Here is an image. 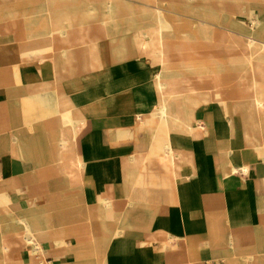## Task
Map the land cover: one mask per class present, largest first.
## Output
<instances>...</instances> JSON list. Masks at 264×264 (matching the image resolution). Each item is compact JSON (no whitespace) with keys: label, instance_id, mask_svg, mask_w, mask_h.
Here are the masks:
<instances>
[{"label":"crops","instance_id":"0c3cea01","mask_svg":"<svg viewBox=\"0 0 264 264\" xmlns=\"http://www.w3.org/2000/svg\"><path fill=\"white\" fill-rule=\"evenodd\" d=\"M32 1L33 9L16 15L8 9V18L0 19V264H264V253L251 252L264 236V159L243 156L238 147L219 149L207 111L202 117L210 128L191 110L182 115L176 108L181 99L194 108L207 104L198 86H176L178 78L165 77L173 31L160 25L158 57L154 49L149 57L150 39L140 29L154 28L152 10L158 9L167 22L188 18L194 29L206 23L252 38L262 23L252 18L250 25L257 10L232 12L225 24L222 16L202 17L199 0H115L119 8L106 7L107 0ZM186 1H193V13L185 11ZM71 6L85 20L56 25L57 12ZM32 28L36 35L27 40ZM244 42L240 62L248 65L250 42ZM210 54L219 56L212 47ZM263 69L261 57L254 71ZM255 96L214 92L210 100L223 103L237 121L235 111H249L235 110L239 104H253L264 116V93ZM153 112L169 128L197 130L157 132L150 141L139 124ZM261 123L264 144V117ZM25 125H34V133L26 134ZM70 125L76 136L61 137ZM148 128H158L157 122ZM44 129L53 148L41 146ZM171 154L175 177L159 163ZM79 159L82 168L73 164ZM241 166L247 170L233 173ZM44 192L60 194L49 200Z\"/></svg>","mask_w":264,"mask_h":264},{"label":"rangeland","instance_id":"374dc122","mask_svg":"<svg viewBox=\"0 0 264 264\" xmlns=\"http://www.w3.org/2000/svg\"><path fill=\"white\" fill-rule=\"evenodd\" d=\"M153 3H159L156 0H144ZM203 5L205 12L202 13V17L210 20H217L220 16L224 17L222 23L229 24L226 15L232 12L246 13L250 14L252 9L257 10L256 16H250V25L252 18H259L262 23L259 26H255L252 38H244L239 34H235L229 30L221 28H212L206 23H197V28H192V20L188 18H181L177 16H171L169 21L162 19L161 11L153 9L154 14V28H140L142 29L145 38L150 39L149 44H153V48L148 44V47L144 49V54L150 57L151 50L154 49V56L158 57L159 45L156 36V32L160 25L169 31L172 30L173 33L171 37L167 38L166 45L169 47L167 52V62L165 68V77H176L178 79L174 80L176 86H183L184 84L196 85L198 86L201 102H204L205 108L189 107L186 102L181 99L178 101L176 108L182 112L183 116H187L189 110L190 114H194L197 118L202 121H206L210 128L208 120H205L202 115L206 112V117L210 120V124L213 130L216 131L217 144L219 149L231 150L229 146L236 144L238 148L242 151L243 156L252 155L255 156L257 153L261 155L264 159V144L260 143V135L263 124L261 123V118L264 117L260 114L253 104L243 107V104L239 105L235 110H246L250 111H235L237 121H233L231 117L227 115L228 109L223 103L219 101L212 102V94L218 92L219 94L226 95L227 93H232L233 99H241L250 96L251 99L256 94L264 93V69L259 71H254V68H259V59L264 58V0H199ZM116 1L112 0L106 1L105 6L109 8H119L116 5ZM15 4L12 6H2L0 5V19L4 18V14L11 10V13L16 15L20 11H24L26 8L33 9V1L29 0L28 3ZM175 2H170L171 8H177ZM186 12L193 13V1H186ZM126 8V7H122ZM10 9V10H8ZM74 6H71L66 11L59 10L56 15V25L60 26L64 24H76L79 25L83 20H85V14L82 11L76 10ZM210 13L214 15H210ZM13 15V16H14ZM12 17V16H11ZM10 17V18H11ZM8 18V17H6ZM161 19L162 23L158 21ZM108 20H111L108 18ZM128 19L124 21V24H128ZM144 24V22H138V25ZM119 28H106V33H110ZM127 29V28H121ZM211 30V34L209 33ZM151 31V33H150ZM154 33V34H153ZM154 35V37L152 36ZM34 28L27 33L29 40L30 36L34 37ZM215 35V38H214ZM39 38V36H37ZM41 37L39 42L42 46L44 52L49 51L50 48L44 46V42ZM244 41H249L250 49L247 50L250 64L245 62H240V53L243 48H245L246 43ZM217 49L218 57H214L210 54V48ZM215 47V48H214ZM178 57L176 59L172 57ZM196 56V57H195ZM158 65V64H157ZM248 67L251 69V73H244L243 68ZM216 79L217 86L212 84L211 79ZM226 80L232 81L226 84ZM157 90V89H156ZM228 91V92H227ZM158 92L159 100L162 97L161 92ZM256 97V96H255ZM229 99V98H228ZM227 100V98L225 99ZM224 100V101H225ZM229 101V100H227ZM229 119L228 126L224 124V118ZM214 118V122L212 121ZM245 118V119H244ZM157 122L158 128L155 129H144L151 122ZM58 124V123H57ZM154 124V123H153ZM140 127L150 134L149 139L152 141L156 139L157 132L164 133L165 137L169 135V124L162 121L159 118V113L153 112L149 117L140 121ZM26 134L34 133V125H25ZM191 129L189 132L191 133ZM237 131V132H236ZM154 132V133H153ZM236 132V133H235ZM236 134L238 137H236ZM242 139V140H241ZM41 146L43 148H53L54 145L51 143V131L43 130L40 137ZM155 141V140H154ZM232 141V142H231ZM156 142V141H155ZM155 145H157L155 143ZM40 147V145H39ZM45 163L50 165L57 164L56 161L49 160ZM233 173L240 172L232 168ZM60 193H50L44 192L42 194L46 195L50 200L55 198ZM78 198H76L77 200ZM72 200V199H71ZM75 200V198H73ZM41 250V249H37ZM251 252L262 255L264 253V236H262L255 247L251 248ZM253 256V255H252ZM251 256V257H252ZM42 261L45 263L44 258Z\"/></svg>","mask_w":264,"mask_h":264},{"label":"bare ground","instance_id":"6f19581e","mask_svg":"<svg viewBox=\"0 0 264 264\" xmlns=\"http://www.w3.org/2000/svg\"><path fill=\"white\" fill-rule=\"evenodd\" d=\"M253 24H255L256 23V21L254 20L253 22H252ZM151 33V32H150ZM160 33V32H159ZM91 51V50H90ZM89 51V52H90ZM95 56V53H92V55H90V57H94ZM173 79V78H172ZM212 80V84H218V83H216V79L214 78H212L211 79ZM163 83V82H162ZM164 88V87H163ZM261 99V98H260ZM254 101V100H253ZM242 102H244V101H242ZM247 102V101H246ZM249 103H252V102H249ZM197 104H198V102H197ZM196 105V104H195ZM240 105V104H239ZM250 111V110H249ZM165 114V113H164ZM163 114V115H164ZM62 116V115H61ZM67 119V118H66ZM245 119V118H244ZM176 121V120H175ZM43 122V121H42ZM45 127H47V126H45ZM77 128L74 126V128H72V125H70L69 126V128H65V129H63L62 130V134H61V137H65V136H69L70 137V135H71V133L72 134H74V136H76V133H77ZM171 132H180V133H184V134H189L190 132H188V131H184V130H182V129H180V128H174V129H172L171 131H170V133ZM237 132V131H236ZM235 132V133H236ZM22 133V132H21ZM25 134V133H24ZM237 135H239V134H236V137H238ZM28 138V137H27ZM65 139V138H64ZM242 140V139H241ZM31 141V140H30ZM72 141V140H71ZM232 142V141H231ZM31 143V142H30ZM63 143V142H62ZM65 143V142H64ZM32 144V143H31ZM66 144V143H65ZM169 144V143H168ZM61 145V144H60ZM161 145V144H160ZM162 146V145H161ZM171 146V145H170ZM33 147V146H32ZM230 148H234V147H238L236 144H232V145H230L229 146ZM43 148V147H42ZM29 150V149H28ZM172 150V149H171ZM239 150V149H238ZM43 151V150H42ZM70 151V150H69ZM73 151V150H72ZM64 152V151H63ZM170 152V151H169ZM48 153V152H47ZM162 153V152H161ZM26 154H27V152H26ZM74 155V154H73ZM73 157V156H72ZM64 159V158H63ZM167 159H169L168 161H169V163H168V161H167ZM173 162H175V156H174V154H171L169 157L167 156V157H162V159H160L159 160V163H161L163 166H165L168 170H169V172L175 177V175H174V172L172 171V169H173ZM73 164H75L78 168H82V161L79 159V160H76L75 162H73ZM62 167V166H61ZM233 169H236V171L238 170V171H240V172H243V170H247L246 168H244V166H241L240 168H237V167H233ZM3 184V183H2ZM98 211V210H97ZM24 230H26L28 233H29V235L31 236V237H35L34 236V233H33V230L31 229V227L29 226V224H27V223H25L24 224ZM28 240V239H27ZM32 242H33V240H31ZM35 248H36V250L37 249H42L41 248V245H40V242H38L37 241V243H35Z\"/></svg>","mask_w":264,"mask_h":264}]
</instances>
